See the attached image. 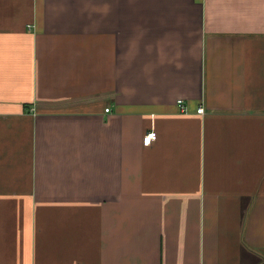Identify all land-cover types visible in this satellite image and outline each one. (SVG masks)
<instances>
[{
    "label": "crops",
    "instance_id": "1",
    "mask_svg": "<svg viewBox=\"0 0 264 264\" xmlns=\"http://www.w3.org/2000/svg\"><path fill=\"white\" fill-rule=\"evenodd\" d=\"M0 264H264V0H0Z\"/></svg>",
    "mask_w": 264,
    "mask_h": 264
},
{
    "label": "built area",
    "instance_id": "2",
    "mask_svg": "<svg viewBox=\"0 0 264 264\" xmlns=\"http://www.w3.org/2000/svg\"><path fill=\"white\" fill-rule=\"evenodd\" d=\"M177 104H178V106H179V108H180L182 113H187L188 112L183 100H179L177 102ZM106 112H109V109H107ZM197 114H200V115L204 114V108L201 107L200 109H198L197 110ZM157 137L158 136H157V133L155 131H152V132L148 133L144 137V146H146V147L151 146L155 141H157Z\"/></svg>",
    "mask_w": 264,
    "mask_h": 264
}]
</instances>
